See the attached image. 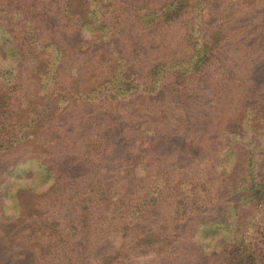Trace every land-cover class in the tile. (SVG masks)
Segmentation results:
<instances>
[{"label":"trees","instance_id":"1","mask_svg":"<svg viewBox=\"0 0 264 264\" xmlns=\"http://www.w3.org/2000/svg\"><path fill=\"white\" fill-rule=\"evenodd\" d=\"M210 3L211 0H0V58L6 63V67H0V158L37 137L38 143L25 159L32 168L38 169L40 176H45L42 181L50 180L43 199H75L77 191L73 196L68 194L73 192L72 184L77 181L74 176L68 184L74 167L88 168L90 162L102 159L103 151L95 141L92 149L80 144L78 161L69 159L72 154L65 148L70 149L78 141L79 132H68L65 145L62 133L70 122L62 121L63 113L80 109L86 119L90 116L95 119V116V120L102 121L100 123L121 129L123 136L124 117L139 120L143 114L144 118L150 119L161 109L160 95L168 91L166 99L170 105L175 104L178 112L162 121L155 120V127L144 128L134 135L137 137L120 158L122 166L118 170L129 183L137 181V187L144 185L149 177L158 179L160 170L147 174L146 167L138 171L134 163L151 162V149L158 141H168L177 129L191 130V126L203 117L202 113L192 110L194 104L197 109L201 106L195 94L203 80L216 79L219 89H223L222 79L229 81L234 77L236 65L240 72L242 59L248 60L254 49L264 46V0H230L225 10L211 22L206 18ZM175 27L177 31L168 33ZM101 42L109 43V59H106L110 66L109 77L94 88L81 92L77 87L69 90L64 83L73 80L79 87L82 57ZM236 53L239 58L234 56ZM251 65L248 62V66ZM40 92L45 93L42 98ZM135 98L138 100L136 108L131 104ZM152 98L155 105L150 101ZM20 102L26 109L19 110ZM169 103L162 105L164 110ZM249 111H253L252 107ZM14 113L18 117H14ZM233 118L231 114L227 117L223 133L226 137L242 140L241 134L235 132L236 128L228 126L233 123ZM177 121L183 125H177ZM57 126H62L60 131ZM56 130L58 132L54 133ZM48 133L49 136L43 139L42 136ZM50 137L51 141L47 140ZM194 139L192 137L190 143L182 147V154L195 160L203 159L211 152L220 157L219 153L227 152L230 146L226 144L221 148L218 144L205 155L193 157ZM58 157H65L68 164L74 162L75 165L64 168ZM24 163L6 168L4 177L13 175L16 179H27L29 170L21 172ZM139 174L143 178L136 180ZM95 183L92 180L90 184ZM194 186L192 182L191 187ZM98 188L106 190L110 185L98 184L93 190ZM11 189L9 185L4 193L11 195L17 206L16 200L24 196V191H33L27 187L20 189L21 193H12ZM126 197L119 196L118 202L124 204ZM160 198L158 193L150 200L153 209ZM126 208L128 214H132V204ZM182 208L186 209L184 203ZM17 211L6 218L0 210V247L11 225L17 229L16 236L21 240L34 239L37 243L45 235L51 242H69L71 239L73 249L76 232L83 236L79 249L71 253L62 246L56 249L57 253L49 246L53 255L49 264H85L76 255L86 251L85 247L92 242L89 230L93 229L97 237L103 238L101 234L111 228L130 230L132 224L130 221L118 226L113 219L107 222L103 217L100 228L73 224L65 231L53 221L55 230L48 233V223L43 225L39 219L26 225L21 205ZM31 215L32 210L28 219ZM146 238H151V234Z\"/></svg>","mask_w":264,"mask_h":264},{"label":"rangeland","instance_id":"2","mask_svg":"<svg viewBox=\"0 0 264 264\" xmlns=\"http://www.w3.org/2000/svg\"><path fill=\"white\" fill-rule=\"evenodd\" d=\"M229 2L211 0L206 11L208 21H215ZM173 31H177L176 27L168 33ZM121 43L124 42L121 40ZM108 49L109 43L101 42L83 55L79 87L70 80L64 83L69 90L77 87L81 92L94 88L109 77ZM234 56L239 58L237 53ZM248 62L252 65L248 66ZM240 64V72L236 65L234 77L229 81L222 79L223 89L220 90L218 80L211 77L200 84L195 97L201 106L197 109L194 104L192 110L202 113L203 117L191 126V130L177 129L168 141H158L154 145L151 162L141 160L134 163L138 171L146 167L147 174L160 170L158 179L149 177L144 185L137 187V181L129 183V179L118 170L122 166L120 158L137 137L134 135L144 128L155 127V120L162 121L178 112L175 104L170 105L166 99L168 91L160 95L163 106L169 103L166 110L161 105L150 119L144 118L143 114L139 120L124 117L125 125L121 126L125 133L123 136L121 129L106 126L95 120V116V119L92 116L86 119L80 109L63 113L62 121L70 122L69 126L65 124L66 131L62 133L65 145L68 132H79L78 141L70 149L65 148L72 154L69 159L78 161L80 144L92 149L95 141L103 151L102 159L90 162L88 168L74 167L75 172L68 178V184L72 183L74 176L77 181L72 184L73 192L68 194L73 196L77 191L75 199H43L50 180L42 181L45 176H40L38 169L32 168L25 159V155L38 143L37 137L3 154L0 158V210L7 218V215L17 213L21 205L24 223L29 225L41 219L43 225L48 223V233L55 230L53 221L65 231L73 224L100 228L103 217L107 222L113 219L118 226L132 221L130 230L111 228L101 234L103 238L97 237L93 229L89 230L92 242L85 247L86 251L76 255L85 264H264V186L261 187L264 184V46L254 49L252 56L248 60L242 59ZM0 67H6L1 58ZM36 88L43 90L39 86ZM40 93L42 98L45 93ZM137 101L135 98L131 103L135 108ZM150 101L155 105L153 98ZM22 104L20 102L19 110L26 109ZM139 107L142 109L143 105ZM250 107L253 111L248 112ZM230 114L234 118L228 126L235 127L242 140L226 137L223 133ZM14 117L18 116L14 113ZM176 123L183 125L181 121ZM60 127L57 126L59 131ZM48 136L49 133L42 137ZM51 137L47 140L51 141ZM192 137H195L193 157L205 155L218 144L221 148L226 144L230 146L227 152L219 153L220 157L211 152L203 159L195 160L182 154V147L189 144ZM23 161L21 172L29 170L27 179H16L13 175L4 177L6 168L21 165ZM58 162L64 168L75 165L74 162L68 164L65 157H58ZM141 178L139 174L136 180ZM92 180L96 182L93 186L90 184ZM192 182L194 187H191ZM98 184H109L110 188L94 191ZM9 185L12 193H21L19 190L27 187L33 191H24V198L21 196L16 200L17 206L12 196L4 193ZM158 193L161 198L153 209L150 200ZM119 196H127L124 204L118 202ZM181 202L186 209H180L183 206ZM130 203L132 214H128L126 208ZM31 210L32 215L28 219ZM16 232L13 225L5 232L7 235L0 247V264H49L53 257L49 246L54 251L62 246L71 253L79 249L83 237L76 232L73 249L71 239L69 242H51L45 235L36 243L34 239L24 241L17 238ZM148 234L151 238L147 239ZM85 252L87 254L84 255ZM103 259L105 261L101 262Z\"/></svg>","mask_w":264,"mask_h":264}]
</instances>
